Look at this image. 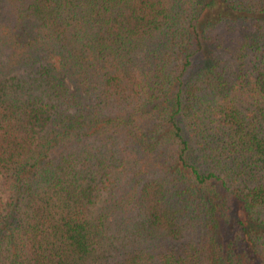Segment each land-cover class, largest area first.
Listing matches in <instances>:
<instances>
[{"label": "trees", "instance_id": "obj_1", "mask_svg": "<svg viewBox=\"0 0 264 264\" xmlns=\"http://www.w3.org/2000/svg\"><path fill=\"white\" fill-rule=\"evenodd\" d=\"M0 264H264V0H0Z\"/></svg>", "mask_w": 264, "mask_h": 264}]
</instances>
